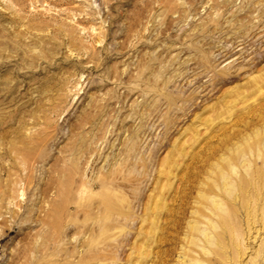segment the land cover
<instances>
[{"label": "rangeland", "instance_id": "1", "mask_svg": "<svg viewBox=\"0 0 264 264\" xmlns=\"http://www.w3.org/2000/svg\"><path fill=\"white\" fill-rule=\"evenodd\" d=\"M0 264H264V0H0Z\"/></svg>", "mask_w": 264, "mask_h": 264}]
</instances>
